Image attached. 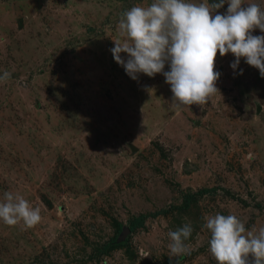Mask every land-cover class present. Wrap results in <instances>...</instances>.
Here are the masks:
<instances>
[{
    "label": "rangeland",
    "instance_id": "374dc122",
    "mask_svg": "<svg viewBox=\"0 0 264 264\" xmlns=\"http://www.w3.org/2000/svg\"><path fill=\"white\" fill-rule=\"evenodd\" d=\"M152 2L0 0V75L11 73L0 81V196L21 195L42 217L0 220V264H217L206 216L264 227V78L217 52L220 95L179 109L162 74L131 79L112 40L123 12ZM185 218L189 252L171 257L167 233Z\"/></svg>",
    "mask_w": 264,
    "mask_h": 264
},
{
    "label": "clouds",
    "instance_id": "9594fccd",
    "mask_svg": "<svg viewBox=\"0 0 264 264\" xmlns=\"http://www.w3.org/2000/svg\"><path fill=\"white\" fill-rule=\"evenodd\" d=\"M225 3L227 11L221 14L217 10ZM244 3L153 0L148 6L134 5L118 21V38L112 40L114 47L110 49L113 60L133 80L141 73L149 78L162 74L177 109L206 104L211 96L220 95L216 87L220 73L214 70L217 52L220 57L228 53L235 57L230 64L234 71L243 58L264 78V35H252L257 28L264 33V9L257 3L242 7ZM166 64L169 70L165 72ZM239 74H243L242 69ZM10 78L8 71L0 75L3 82ZM147 91L154 94L155 87ZM41 219V208L33 207L23 196L8 191L0 196V220L5 224L14 226L22 221L33 227ZM205 221L203 227L210 231L208 250L217 264H248L249 254L254 257L253 264H264V227L254 234L233 214L216 213L206 216ZM192 232L190 221L168 231L171 257L188 254L186 241Z\"/></svg>",
    "mask_w": 264,
    "mask_h": 264
},
{
    "label": "trees",
    "instance_id": "16d2710c",
    "mask_svg": "<svg viewBox=\"0 0 264 264\" xmlns=\"http://www.w3.org/2000/svg\"><path fill=\"white\" fill-rule=\"evenodd\" d=\"M208 2L211 4L214 2V0H208ZM183 197L185 198L186 196L183 195ZM152 217L155 216V214L151 213L150 215H137V216H132L129 219H127L126 224H127V231L128 232H133L134 230L141 228L145 222V220L147 219V217ZM120 231V225L118 223H115V234H117ZM115 237V235H114ZM112 237L111 240L114 238ZM110 246H108L107 243H104L101 248L100 251L102 253H105L107 249H109Z\"/></svg>",
    "mask_w": 264,
    "mask_h": 264
}]
</instances>
